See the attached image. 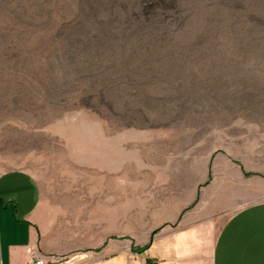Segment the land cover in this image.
Listing matches in <instances>:
<instances>
[{
  "label": "rangeland",
  "instance_id": "1",
  "mask_svg": "<svg viewBox=\"0 0 264 264\" xmlns=\"http://www.w3.org/2000/svg\"><path fill=\"white\" fill-rule=\"evenodd\" d=\"M239 163L264 177V0H0V174L79 250L145 248L180 178Z\"/></svg>",
  "mask_w": 264,
  "mask_h": 264
},
{
  "label": "crops",
  "instance_id": "2",
  "mask_svg": "<svg viewBox=\"0 0 264 264\" xmlns=\"http://www.w3.org/2000/svg\"><path fill=\"white\" fill-rule=\"evenodd\" d=\"M240 166L218 170L220 183L195 178L184 188L188 179L180 178L173 217L162 211L147 217L152 225L143 249L133 238L118 236L97 249L79 250L68 232L54 228L31 173L0 174V264H35L34 256L49 264H264V177L251 182Z\"/></svg>",
  "mask_w": 264,
  "mask_h": 264
},
{
  "label": "built area",
  "instance_id": "3",
  "mask_svg": "<svg viewBox=\"0 0 264 264\" xmlns=\"http://www.w3.org/2000/svg\"><path fill=\"white\" fill-rule=\"evenodd\" d=\"M33 262L35 264H49V262H47V260H45L44 258L42 257H37V256H34L33 257Z\"/></svg>",
  "mask_w": 264,
  "mask_h": 264
}]
</instances>
